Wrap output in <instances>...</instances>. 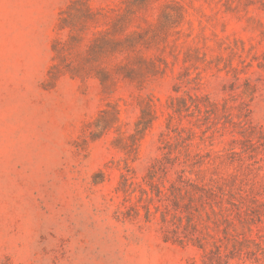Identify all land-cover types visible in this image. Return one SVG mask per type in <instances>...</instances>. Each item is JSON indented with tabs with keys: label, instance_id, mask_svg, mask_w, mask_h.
Returning a JSON list of instances; mask_svg holds the SVG:
<instances>
[{
	"label": "rangeland",
	"instance_id": "374dc122",
	"mask_svg": "<svg viewBox=\"0 0 264 264\" xmlns=\"http://www.w3.org/2000/svg\"><path fill=\"white\" fill-rule=\"evenodd\" d=\"M71 1L0 0V264H201L199 250L163 242L157 219L146 221L135 195L116 188L122 174L140 182L159 157L166 100L181 85L179 95L189 87L214 102L248 104L251 142L233 143L242 138L226 133L198 149L228 154L219 176L264 204V0H148L132 29L154 36L140 54L156 74L141 85L120 81L111 95L95 79L48 82L52 41L66 38L56 31L59 13ZM134 1L89 5L111 21ZM164 6L179 7L182 18L159 31ZM106 103L119 107V121L92 139L88 126ZM140 103L155 120L126 155L115 138L132 133ZM194 130L192 143H200Z\"/></svg>",
	"mask_w": 264,
	"mask_h": 264
},
{
	"label": "trees",
	"instance_id": "16d2710c",
	"mask_svg": "<svg viewBox=\"0 0 264 264\" xmlns=\"http://www.w3.org/2000/svg\"><path fill=\"white\" fill-rule=\"evenodd\" d=\"M147 2L129 3L123 14L108 21L105 14L92 11L89 0H72L59 13L56 31L65 32L66 38L52 41L53 64L47 73L48 82L54 83L65 76L81 82L95 79L101 93L111 95L120 81L141 85L154 76V64L140 54L142 49L150 47L154 36H148V31L132 29L137 17L135 10L145 9ZM181 18L179 7L164 6L156 28L165 31ZM99 26L102 29H97ZM180 88L181 85H174L175 95L166 100L167 121L161 134L159 157L140 182L122 174L116 190L125 197L135 195L146 221L157 219L163 242L199 250L201 264H229L234 259L264 264V237L257 226L262 222L264 204L249 199L242 190L235 192L232 182L219 176L220 166L232 162L228 154L212 156L198 149L215 135L223 137L226 133L242 138L232 140L233 143L251 142L254 135L249 126L248 104L240 101L230 106L226 99L222 103L214 102L205 94L191 93L189 87L179 95ZM233 109L235 114L231 112ZM119 113L117 105L106 103L90 122L89 137L96 139L113 129ZM184 119H188L190 127L181 124ZM154 120L151 105L140 103V115L132 133L125 138L116 137L117 146L130 155ZM194 129L200 131V143H192L197 136ZM244 151L241 147V152ZM253 232L254 237H250Z\"/></svg>",
	"mask_w": 264,
	"mask_h": 264
}]
</instances>
